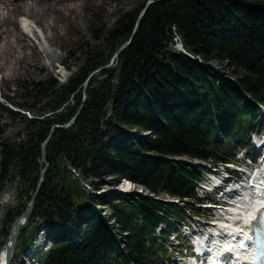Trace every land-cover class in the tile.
<instances>
[{
    "label": "trees",
    "instance_id": "16d2710c",
    "mask_svg": "<svg viewBox=\"0 0 264 264\" xmlns=\"http://www.w3.org/2000/svg\"><path fill=\"white\" fill-rule=\"evenodd\" d=\"M148 1L124 14L108 33V55L88 47L86 66L68 82L61 86L55 78L34 88L32 109L44 103L43 118H25V129L14 140L5 135L18 115L0 102L1 114L12 119L11 125L0 123V190L19 178L26 197L21 209L8 214L6 240L37 190L44 168L42 145L54 126L68 124L80 112L72 128L54 129L47 148L49 169L18 240L27 249L37 228L27 238L28 230L37 219L44 220L58 240L39 264H152L158 247L155 229L178 210L150 197L122 199L96 192L128 180L157 197L193 196L198 171L168 159H224L231 151L218 140L219 132L229 141L260 114L255 102L264 105V0L154 3L117 67L102 70L85 92L93 72L107 66L132 38ZM177 37L186 54L175 51ZM83 181L91 182L94 193ZM102 206L111 211L118 230L128 233L125 245ZM136 219L141 227L135 226ZM107 251L113 256L100 259Z\"/></svg>",
    "mask_w": 264,
    "mask_h": 264
},
{
    "label": "rangeland",
    "instance_id": "374dc122",
    "mask_svg": "<svg viewBox=\"0 0 264 264\" xmlns=\"http://www.w3.org/2000/svg\"><path fill=\"white\" fill-rule=\"evenodd\" d=\"M143 1L0 0V93L3 98L5 96L10 100L12 103L10 105L15 108L12 110L18 115L15 126L6 129L5 139L14 140L23 132L25 118H43L44 103L32 109L37 102L34 88L55 78L59 80L61 86L68 82L86 66L88 47H97L100 52L108 55L109 45L106 42L108 33L118 26L124 14L132 12ZM22 18L31 21V25L34 26L31 32H26ZM175 51L178 50L175 48ZM117 64L108 69L116 68ZM67 67H71V70ZM99 74L100 72L92 78ZM1 103L9 107L6 102ZM1 112L0 116L3 118L0 123L3 126L11 125L12 119L9 115L5 113L2 115ZM84 184L87 187L91 182L86 181ZM24 185V182L17 178L13 183H6L0 190V252L7 242L5 229L8 214L21 209L26 203V197L21 194ZM124 185V181L121 180L119 185L104 187L102 192L114 198L122 197L115 193ZM132 191L134 195L142 192L138 186ZM103 211L106 212L108 219L111 218L112 214L108 209L104 208ZM42 224L44 220L37 219L34 227L28 230L27 238L30 237L32 229ZM40 237L42 239V236ZM43 242L41 251L44 254L50 249V241L44 237ZM16 250V258L22 257L25 251L21 242L18 243ZM12 264H19V261L16 259Z\"/></svg>",
    "mask_w": 264,
    "mask_h": 264
},
{
    "label": "water",
    "instance_id": "95a60500",
    "mask_svg": "<svg viewBox=\"0 0 264 264\" xmlns=\"http://www.w3.org/2000/svg\"><path fill=\"white\" fill-rule=\"evenodd\" d=\"M160 1V0H158ZM155 2L157 1H154V0H149L145 9L143 10V12L141 13L140 17H139V20L136 24V27H135V30H134V33L132 35V38L126 42L125 44L122 45V47L117 51V53L114 55L113 59L111 60L110 64L107 65V66H104L103 68L93 72V74L89 77V79L87 80V82L85 83L84 85V90L86 92V89L88 87V84L92 78V76H94L95 74L101 72L102 70L104 69H108V68H111L113 67L114 65L117 64L118 60H119V57L120 55L131 45L132 43V39L134 38V36L137 34V31L139 29V25H140V21L142 20V18L145 16L146 12L148 11L149 7L154 4ZM87 99V96L86 94L84 95V99L83 101L85 102ZM0 102H5V100L3 98H0ZM80 112L77 113V115L66 125L64 126H54L53 130L51 131L48 139L45 141V143L42 145V160H41V163H42V166H44L43 170L41 171V175H40V182L38 184V187H37V191L35 192V194L33 195L27 209L25 210V212L19 217L17 218V220L14 222L12 228H11V231H10V235H9V238L8 240H11V245H10V249L7 253V256H6V264H10L11 263V259H12V255L16 249V246L18 244V235L20 234V232L18 231V233H14L15 229L18 227V225L20 223H25L27 222L31 215L33 214V211H34V208H35V203H36V199L38 197V193H39V190L42 186V184L44 183V180H45V175L47 173V170L49 168V163L47 162V148H48V145L51 141V138L54 134V129L55 128H64V129H70L72 128L75 123H76V120L79 116Z\"/></svg>",
    "mask_w": 264,
    "mask_h": 264
},
{
    "label": "bare ground",
    "instance_id": "6f19581e",
    "mask_svg": "<svg viewBox=\"0 0 264 264\" xmlns=\"http://www.w3.org/2000/svg\"><path fill=\"white\" fill-rule=\"evenodd\" d=\"M27 21H28V19H27ZM33 25H29L28 24V22H25V24H24V28L26 29V32L28 33V32H31L32 30H33ZM36 27V26H35ZM35 30H36V28H35ZM25 32V33H26ZM36 32V31H35ZM41 34V33H40ZM48 52V51H47ZM132 187V188H131ZM131 188V190H133L135 187H133L132 185H131V183H127V184H125L124 186H123V190H126V189H130ZM253 219L251 218V217H249L248 218V221L250 222V221H252ZM18 231L20 232V234L18 235V239H19V237H20V235H21V231H22V223H20L19 225H18V227L15 229V231H14V233H18ZM48 236V235H47ZM248 240H250V237L248 236V238H246V241H248ZM11 240H8L7 239V242H6V244H5V246H4V249L1 251L2 253L0 254V264H6V256H7V253H8V251H9V249H10V245H11V242H10Z\"/></svg>",
    "mask_w": 264,
    "mask_h": 264
}]
</instances>
